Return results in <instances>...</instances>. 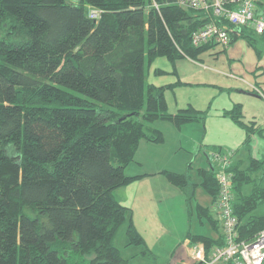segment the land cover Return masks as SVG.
Here are the masks:
<instances>
[{"label":"trees","instance_id":"1","mask_svg":"<svg viewBox=\"0 0 264 264\" xmlns=\"http://www.w3.org/2000/svg\"><path fill=\"white\" fill-rule=\"evenodd\" d=\"M175 2L0 0V27L9 22L18 40L0 41V264H129L115 245L122 227L127 247L157 260L115 192L142 179L125 174L140 144L164 143L156 122L182 129L206 119L192 106L169 113L166 88L148 82L157 57L199 61L215 46L192 45L204 15ZM90 9L101 17L91 19ZM244 35L233 40L252 41ZM224 115L245 130L249 148L258 132L243 122L241 105ZM228 171L241 236L253 239L264 230V216L253 215L264 203V162H235L234 154ZM162 175L192 200L187 173ZM198 176L215 202L220 188L210 162ZM197 214L220 234L208 208ZM186 239L208 256L223 246L220 235Z\"/></svg>","mask_w":264,"mask_h":264},{"label":"rangeland","instance_id":"2","mask_svg":"<svg viewBox=\"0 0 264 264\" xmlns=\"http://www.w3.org/2000/svg\"><path fill=\"white\" fill-rule=\"evenodd\" d=\"M251 39L237 38L228 47L215 45L203 52L199 61L183 58L172 65L166 58L157 57L150 65L148 82L166 88L169 113L175 114L192 106L204 112L206 119L204 123H190L182 129L169 122H156L154 126L163 132L164 143L140 144L135 161L125 170L127 176L159 170L178 175L187 173L194 185V197L188 201L177 189L171 190L173 186L162 174L148 181L150 184L146 189L153 185L154 193L144 201L145 206L141 209L148 221L152 219L155 230L167 245L162 250L155 236L146 233L149 247L158 251L159 258L156 257V261H142L140 257L131 259L133 250L124 252L128 240L124 232L126 227H122L115 236V245L122 250L124 259L130 258L131 264H191L184 249L179 250L187 234L211 237L215 232L212 228V233L206 221L201 223L197 214L198 207L208 205L212 199L201 187L198 176L199 170L209 168L206 156L212 149L233 152L237 154L236 159L244 161L250 156L264 160V40L256 36ZM9 40L18 41L11 33L9 22H5L0 27V41ZM254 72L258 77L253 75ZM256 84L262 95L252 91L251 87ZM235 105H241L246 125H251L249 123L255 119L263 127L261 134L255 133L252 137L249 150L243 146L245 130L224 115ZM253 215L264 216V203Z\"/></svg>","mask_w":264,"mask_h":264},{"label":"built area","instance_id":"3","mask_svg":"<svg viewBox=\"0 0 264 264\" xmlns=\"http://www.w3.org/2000/svg\"><path fill=\"white\" fill-rule=\"evenodd\" d=\"M175 5L204 15L206 23L192 35L195 48L208 45L228 47L234 35L241 37L245 34L264 40V0H176ZM100 17V11L90 9L91 19ZM251 88L262 95L259 87ZM233 160L232 152L222 150L209 154L220 188L211 212L219 223L223 246L213 247L208 256L204 245L190 243L188 251L192 264H264V230L253 239L242 238L240 223L234 213L233 175L228 171Z\"/></svg>","mask_w":264,"mask_h":264},{"label":"crops","instance_id":"4","mask_svg":"<svg viewBox=\"0 0 264 264\" xmlns=\"http://www.w3.org/2000/svg\"><path fill=\"white\" fill-rule=\"evenodd\" d=\"M189 60V59H188ZM192 61V60H190ZM255 77H258L257 73L254 72L253 74ZM231 110V109H230ZM244 119V118H243ZM245 122V124L247 123L245 120L243 121ZM251 124V126L254 127V129L259 132V133H256V134H261V131L263 129L262 125H259V123L256 122V120L254 119L252 121V123H249ZM237 125V124H236ZM238 126V125H237ZM239 127V126H238ZM258 128V129H257ZM260 129V130H259ZM254 134V135H256ZM252 135V137L254 136ZM251 137V139H252ZM142 143H146L145 145H154V144H151V143H148L147 142H142ZM141 143V144H142ZM244 146V145H243ZM242 146V147H243ZM244 148L247 150H249V148H246L244 146ZM213 150V149H212ZM210 153H208V155L206 156L207 158V163H209V159H208V156H209ZM239 154V152H238ZM236 156L237 154L235 155V162H238V161H244L243 159H236ZM254 159L260 161V162H264V160H261L257 157H253ZM246 161V160H245ZM163 172L162 171H155V172H150V171H144V172H137L135 175H128L130 177H138V176H142V179L133 183L132 185L130 186H127V187H124V188H121L119 189L118 191L115 192V196H116V199L118 200V202L131 210V220L134 224V226L136 227V229L138 230V232L142 235V237L144 238L145 240V243H146V246L147 248L157 257L159 258L157 255H158V251H156L154 248H150L149 245H148V242H147V237H146V233H149V234H153L155 236V240L157 241L159 247L163 250L165 248V246L167 245L166 244V240L161 238V236L158 234V232L155 230L154 226H153V222H152V219L150 218V220L148 221L146 219V216H145V213L142 212V209L141 207L142 206H145L144 204V201L145 200H149V195L151 193H154L153 192V185L152 187H150L149 189H146L147 185L150 184V182L148 181H152L156 176L162 174ZM165 178V177H164ZM157 179V178H156ZM166 182H168L167 180H165ZM169 183V182H168ZM170 184V183H169ZM171 185V184H170ZM172 186V185H171ZM174 189H177L179 192H181L178 188L176 187H172L171 190H174ZM182 193V192H181ZM212 204H213V201L211 199L210 203L206 206H203V208H208L209 209V212L210 214L213 216V218L215 220H217L216 216L211 212V208H212ZM151 216V215H150ZM142 222H144V224L142 225ZM156 227V226H155ZM212 233L214 232L212 230V228H210ZM125 234H126V228L124 230ZM220 235V234H219ZM219 235L218 234H215V232L211 235V239H214V240H217L219 238ZM203 236V235H202ZM205 236V235H204ZM127 244H128V241L127 243L125 244L124 246V252H127V251H130V250H133V254H130V258L131 259H135L137 260L139 257H140V254L142 253L143 249L142 248H134V247H127ZM189 244H190V241H188L187 239L183 241L182 245H180L181 247L179 248V250H182L184 249L186 255L189 257L190 254L189 251H188V247H189ZM140 249V250H138ZM122 252V250H121ZM123 254V252H122ZM123 256V255H122ZM129 258V259H130ZM176 258V257H173V259ZM190 258V257H189ZM129 259H125L129 262V264H131L130 260ZM142 259V258H141ZM142 261H144V259H142ZM172 261V260H171ZM192 264V263H191Z\"/></svg>","mask_w":264,"mask_h":264}]
</instances>
